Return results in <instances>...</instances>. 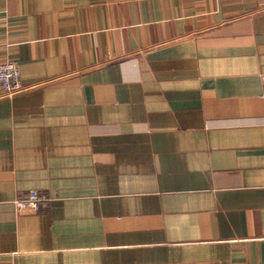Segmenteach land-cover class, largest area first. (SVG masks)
<instances>
[{
  "label": "crops",
  "instance_id": "crops-1",
  "mask_svg": "<svg viewBox=\"0 0 264 264\" xmlns=\"http://www.w3.org/2000/svg\"><path fill=\"white\" fill-rule=\"evenodd\" d=\"M6 60L0 264H264V0H0Z\"/></svg>",
  "mask_w": 264,
  "mask_h": 264
},
{
  "label": "built area",
  "instance_id": "built-area-1",
  "mask_svg": "<svg viewBox=\"0 0 264 264\" xmlns=\"http://www.w3.org/2000/svg\"><path fill=\"white\" fill-rule=\"evenodd\" d=\"M29 88L22 81L20 63L17 60L0 62V97H12ZM52 201V197L38 190L20 191L14 199L18 210L30 208L39 211Z\"/></svg>",
  "mask_w": 264,
  "mask_h": 264
}]
</instances>
